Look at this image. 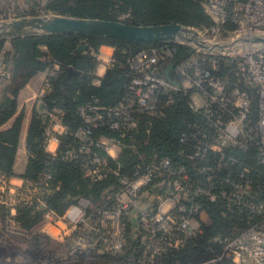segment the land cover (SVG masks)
<instances>
[{
  "label": "built area",
  "instance_id": "obj_1",
  "mask_svg": "<svg viewBox=\"0 0 264 264\" xmlns=\"http://www.w3.org/2000/svg\"><path fill=\"white\" fill-rule=\"evenodd\" d=\"M204 4L215 21L211 34L222 36L227 24L233 26L226 33L233 35L230 43L218 41L217 45L214 40H205L200 36L211 50L191 46L194 52L174 67L175 75L182 79L178 85L159 72L170 63L176 53V45L188 44L165 43L164 46L143 49L132 55L129 59L130 97L115 107L90 104L79 109L84 127L75 132L80 145L78 152L71 145H67L62 152L50 149L51 141L59 143L62 136L68 135L69 128L63 122L61 111H46L45 150L53 157L60 154L64 159H76L78 153L84 154L81 165L86 176L101 180L107 176L108 164L97 153H91L92 146L97 143L107 155L116 157L121 142L109 138L95 142V129L108 124L111 130L123 137L127 130L136 126L133 112H154L160 89L192 91L190 107L203 112L212 130L203 131L192 125L190 135L183 141L189 142L190 139L193 142L188 158L200 163L198 173L206 177L209 186L191 189L187 170L174 169L169 160H163L139 166L130 175L121 177L120 189L106 194L100 207H93L88 200L80 199L59 216L47 208L43 199L51 178L48 173L41 179L44 187L26 185L22 181L26 188L36 193L24 205L40 206L45 210L48 222L57 227L60 222L65 224L66 228L60 229L61 238H69L75 232L84 233V239L79 238L63 261L87 259L98 254L118 255L133 237L142 250L139 264H166L163 256L187 249L204 233V227L211 224L208 213L196 199V195L203 194L212 202L225 201V216L236 210L250 211L247 227L236 235L212 238L205 247L207 257L199 261L177 260L171 264H264V205H256L245 197L246 185L241 180L247 178L249 169L240 167L239 171H235L231 166L239 162L227 159L223 154V148L228 145L244 150L255 147L258 161L264 165V45L249 42L255 36H264V0H204ZM234 41L237 43L231 46ZM236 50L241 54L232 55ZM223 57L237 61L238 71L253 86V93L238 86L230 88L216 77ZM115 63L114 56L106 62V68ZM60 71L61 65L54 61L52 69L46 72L38 93L39 99L51 91V79ZM254 101H257L256 106ZM215 161L217 165L214 166ZM222 170H228L227 174L222 175ZM234 174L241 182L234 179ZM170 178L172 182L165 191L146 193L152 183L163 180L162 185H166ZM5 179L6 176L0 174L2 188ZM216 179H221L231 188L213 189ZM133 218L137 225L130 230L127 222Z\"/></svg>",
  "mask_w": 264,
  "mask_h": 264
},
{
  "label": "trees",
  "instance_id": "obj_2",
  "mask_svg": "<svg viewBox=\"0 0 264 264\" xmlns=\"http://www.w3.org/2000/svg\"><path fill=\"white\" fill-rule=\"evenodd\" d=\"M66 1H52L45 8L47 11L49 9L65 11L71 17L116 20V15L106 14L108 9L93 7V3L89 1L77 0L78 4L73 5L72 8H62L61 5ZM91 1H99L103 5L112 3V0ZM201 1L204 3V0H126L127 5H136L138 9L144 11L146 8L155 6L157 13L162 12L163 6L167 5L166 12H162L164 14H157L161 23H179L188 27L215 25V21L209 23L200 9ZM226 27L224 35L233 29L231 24H227ZM81 45H87V49L79 51ZM103 45L114 48L116 63L107 70L100 84L96 85L94 71L97 60L92 52H97ZM164 45L165 43L130 42L47 33H32L11 39H0V65L4 67L0 68V82L3 85L0 100V127L15 114L18 95L25 84L36 74L52 69L54 61H57L61 65V71L51 79V91L42 97V100L46 111L54 109L61 111L63 122L69 128L68 135L60 138L58 151H65V147L71 145L73 150L78 152L80 145L75 132L84 127V119L79 114V109L90 104L109 108L123 103L130 97L128 91L130 57L143 49ZM175 47V55L170 63L160 69L159 73L171 83L178 85L181 84L182 79L175 75L174 67L189 57L194 49L184 44H178ZM220 61V71L216 74L218 79L230 88L238 86L254 92L253 86L246 82L238 71L236 60L223 57ZM192 94V91L160 89L156 95L154 112H133L136 126L127 130L123 137L119 132L111 130L108 124L95 129L93 133L95 142L102 138L116 139L121 142V149L116 157L107 155L97 143L92 146L91 153H97L108 164L107 176L101 180H93L86 176L81 165L84 154L78 153L76 159H64L60 154L53 157L46 152L45 133L48 120L43 119V116L34 109L26 140L29 158L25 172L22 175H16L14 172L23 124V116H19L11 128L0 131V174L7 179L19 177L26 185L40 186L43 175L48 173L51 178L43 199L47 208L59 216L64 215L68 208L80 199L88 200L93 207H100L105 202L106 194L120 189L121 177L130 175L139 166L145 167L163 160H169L174 169L187 170L191 189L207 187L209 181L198 173L200 163L188 158L193 142L190 139L189 142L183 141L184 137L190 135L192 125H197L203 131L212 130L203 112L194 111L190 107ZM256 104L257 101H254L255 106ZM223 154L227 159L232 158L239 162L231 166L235 171H239L240 167L249 169L247 178L241 180L246 185L245 197L256 205H264V165H260L255 147L244 150L236 145H228L223 148ZM213 165H217V161ZM227 171L222 170V175H226ZM234 177L235 180L240 181L237 174H234ZM162 182L163 180H158L152 183L146 193L165 191L169 188L172 179H168L166 185H162ZM223 188L231 187L221 179H216L213 189ZM196 196L197 202L208 213L211 224L204 227V233L193 241L190 247L163 256L166 264L177 260L199 261L207 257L205 247L212 238L228 234L236 235L247 227L248 218L251 217L250 211L236 210L225 216L223 214V210L227 207L225 201L212 202L203 194ZM5 212L3 217L7 216V211ZM44 213L45 210L36 205H22L17 208L16 220L23 229L30 230L43 221ZM127 225L132 230L137 225L136 219H130ZM128 244L130 247L127 248V245L118 255L98 254L90 262L72 264H139L138 261L142 255L139 242L131 237ZM196 244L197 247L194 246Z\"/></svg>",
  "mask_w": 264,
  "mask_h": 264
},
{
  "label": "rangeland",
  "instance_id": "obj_3",
  "mask_svg": "<svg viewBox=\"0 0 264 264\" xmlns=\"http://www.w3.org/2000/svg\"><path fill=\"white\" fill-rule=\"evenodd\" d=\"M55 0H0V23L10 22L20 18H33L43 16H65L71 17L69 13L61 10H46V6ZM77 0H67L61 6L62 8H72L78 4ZM93 3L92 6L98 9L106 8L109 15H116L117 21L132 23L139 25L158 24L161 23L157 14H164L167 5H164L162 12L157 13L156 7L146 8V10L138 9V6L127 5L126 0H112L110 4H101L99 1L84 0ZM120 1V2H119ZM122 1V2H121ZM87 4V3H86ZM159 5V4H158ZM200 9L208 18L209 23L214 22L213 17L208 13L205 4L200 2ZM212 24L201 27H188L194 29L205 40L211 39L218 44V41L230 43L233 38L232 34H225L219 37L210 32ZM214 26V25H213ZM216 38V39H215ZM237 41H234L233 46ZM194 46L193 44H188ZM232 52V51H231ZM240 51H233L232 55H238ZM0 68H4L0 65ZM3 72V71H2ZM33 189H28L19 177L5 179L3 188L0 187V264H72L78 262H90L94 257L85 258L75 261H63V258L71 250L72 246L78 242L79 238L84 239V233L75 232L69 238H61L56 235L54 228L49 229L45 226L51 222L43 215V221L35 228L30 230L23 229L16 220L17 208L24 206L25 201H30L35 195ZM43 194H40V196ZM39 196V195H37ZM41 209L40 206H36ZM6 209V210H5ZM7 211V216L3 217V213ZM6 214V212H5ZM66 228V225H62ZM43 230V231H42ZM50 233H53L51 235ZM60 233L59 231L57 232ZM64 234V233H63ZM130 244H128V247ZM127 250V249H126ZM124 253V252H123ZM125 264V263H124Z\"/></svg>",
  "mask_w": 264,
  "mask_h": 264
},
{
  "label": "water",
  "instance_id": "obj_4",
  "mask_svg": "<svg viewBox=\"0 0 264 264\" xmlns=\"http://www.w3.org/2000/svg\"><path fill=\"white\" fill-rule=\"evenodd\" d=\"M32 33L67 34L143 43H185L211 50L197 31L179 23L138 25L117 20L65 16L20 18L0 23V39H11ZM249 42L264 45V36H255ZM84 49H87V45L79 47V51ZM38 105L42 110L45 109L42 99Z\"/></svg>",
  "mask_w": 264,
  "mask_h": 264
},
{
  "label": "crops",
  "instance_id": "obj_5",
  "mask_svg": "<svg viewBox=\"0 0 264 264\" xmlns=\"http://www.w3.org/2000/svg\"><path fill=\"white\" fill-rule=\"evenodd\" d=\"M92 53L96 57V60H97V65L94 71L95 76H96L94 83L96 85H99L100 80L104 77V75L107 73V70H108V68H106V62L110 58L114 57L115 50L111 46L103 45L99 48L97 52H92ZM45 77H46V72L38 73L35 76H33L25 84V86L19 92L18 105H17L15 114L10 120L5 122L0 127V131L9 129L13 126L17 117L23 116V124H22L21 133H20V144H19V148H18V152L16 156V162L14 165V172L16 175H22L25 172L27 164H28L29 155H28L26 140H27L28 129H29L31 120L33 118L34 109H36L38 113L43 116V119H44V115L46 114V106H45V109L42 110L41 106L38 105L39 100H40L38 98V93L44 83ZM2 89H3V85L0 82V100L2 96ZM54 110L59 111V109H54ZM42 111H44V113H41ZM45 120H48V119L46 118ZM50 149L52 151L58 150L59 143H57L56 141H51ZM13 178H16V177H13ZM58 225L59 227H57L56 225L52 223H49L45 226V228H49V229L54 228L55 232L56 230L57 232L58 231L61 232L60 229L65 228L62 226L64 224L60 222ZM57 232L55 233L56 235H53V233H50V234L53 235V237L57 239L58 238L57 236H59Z\"/></svg>",
  "mask_w": 264,
  "mask_h": 264
}]
</instances>
